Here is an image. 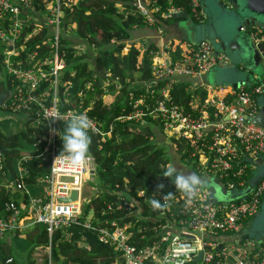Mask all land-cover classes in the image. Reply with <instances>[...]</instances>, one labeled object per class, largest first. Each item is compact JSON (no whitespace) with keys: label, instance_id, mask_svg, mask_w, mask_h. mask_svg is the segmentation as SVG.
<instances>
[{"label":"built area","instance_id":"built-area-1","mask_svg":"<svg viewBox=\"0 0 264 264\" xmlns=\"http://www.w3.org/2000/svg\"><path fill=\"white\" fill-rule=\"evenodd\" d=\"M76 1L0 0V51L6 73L12 76V85L3 107L22 121L45 130V136L39 141L40 144L43 142V147L38 157L50 163L48 175L33 183L44 185V191L33 195L23 181L26 171L22 160L18 159V171L15 168L11 170L15 174L13 176L4 153L0 151V241L6 239L8 232L14 228L33 223L46 224L50 235L61 229L68 240L72 233L67 228L71 224L82 222L90 227L97 219L93 207L85 216L82 215L84 206L93 197L99 196L95 186L92 197L84 196L86 181L96 183L93 180L97 168L95 157L89 155L86 162L73 166L57 144V139H62L65 131L63 123L73 114H85L92 122L89 132L100 134L103 141L111 134L102 129L101 123L82 104H75L66 110L61 108L72 86L71 81L64 79L67 50L62 39L75 26L68 18V10ZM130 1L133 4L137 2V5L131 9L120 6L119 10L126 15L138 13L144 16L148 25L157 22L160 7L156 1L144 0L148 7L143 5V0ZM179 11L182 10L171 6L161 14L169 18ZM158 29L163 32L162 27ZM258 34L255 39L257 44L264 42V33L261 31ZM186 44L185 51L181 53H174L179 46H183V43L175 41H169L151 52L152 76L144 82L145 92H131L129 103L133 110L118 119L143 124L147 117L159 118L162 124L158 128L163 129L176 151L178 141L186 142L192 150L185 161L191 167V160L195 162L200 175L218 177L229 190L244 188L251 179L246 178L247 170L253 171L257 167L256 160L264 157V125L246 117L260 110L264 78L255 85L241 83L237 88L202 85L207 89L205 102L201 105L191 102L187 109L175 102L172 93L178 78L202 76L214 66L227 62L228 57L217 53L214 44L207 39L195 45ZM84 50L85 46H82L81 52ZM260 54L264 63V47L260 49ZM105 77L112 76L106 73ZM104 83L107 92L111 86L105 79ZM92 84V81L88 82V86ZM118 84L112 86L115 93H118ZM202 86L189 85L187 89L193 92ZM235 164L238 166L236 170ZM230 176L232 179L225 182L224 178ZM234 177L238 178L237 182ZM74 190L78 191V199L60 200L70 197ZM165 190L163 186L156 192L158 200L167 205L158 214L160 229L156 231V237L142 235L139 239L146 241L155 237L153 240L138 246L132 230L136 223L132 221L119 223L112 219L108 225L98 229L99 240L103 243L111 241L119 252L115 264H227L229 251L221 248L214 238L220 233L238 231L246 221L258 215L264 200V178L246 197L228 203L212 202L209 190L203 186L197 187L192 198L180 191L169 195ZM3 193L7 194V199L2 201ZM17 193L21 195L16 201L8 199ZM121 199L124 202L105 198L101 214H114L118 209L134 215L143 211L138 199ZM137 225L138 232L150 229L143 224ZM182 233L193 234L194 238H186ZM47 248L50 250V247ZM200 250H203V256L196 260ZM234 255V264H264V238L260 242L249 239L238 246Z\"/></svg>","mask_w":264,"mask_h":264},{"label":"trees","instance_id":"trees-1","mask_svg":"<svg viewBox=\"0 0 264 264\" xmlns=\"http://www.w3.org/2000/svg\"><path fill=\"white\" fill-rule=\"evenodd\" d=\"M160 7L156 15L157 22L167 21L162 12L174 6L187 12L195 22L203 18L202 5L193 0H153ZM77 3L68 10V18L75 26L72 32L62 39L63 46L67 50L65 80L72 82L69 88V96L63 101L61 108L69 109L75 104H82L88 109V113L101 123L102 129L110 131V136L102 140L100 134L89 132L91 137L89 155L95 157L97 168V188L99 196L93 197L89 204L84 206L83 216L93 207L97 219L93 220L90 227L81 223H73L67 231L71 232L70 239H65L63 231L58 229L50 235L48 227L43 223L26 225L27 228H14L15 236L19 233L25 235L30 247L24 253L12 243L9 237L1 245L3 253L0 264H39L34 256L38 247L47 248L42 256L40 264H115L119 258V252L111 241L103 243L98 238V229L108 225L112 219L119 223L132 221L136 225L132 228L135 232V241L138 246L153 240L156 231L160 229L158 214L163 209H153L150 201L158 200L156 192L165 186L168 194L179 192L170 178L163 176L166 167L171 166V157L168 146L161 144L156 137L155 128L162 124L159 118L147 117L143 124L123 122L118 119L122 114L133 110L129 103L130 93L145 92L144 82L152 76L151 52L158 50L156 45H141L133 39V30L148 25L144 16L125 14L119 10L120 6L128 9L134 7L130 0H77ZM170 19V18H169ZM85 46L84 52H81ZM126 51V52H125ZM182 48L174 53L184 52ZM0 51V73H3L4 62ZM106 73H110L119 82L118 93L109 94L105 91L104 79ZM1 75V74H0ZM2 78V75L0 76ZM0 81V93L11 87L12 76L5 73ZM93 84L88 86V82ZM258 81L247 84H256ZM162 84V83H161ZM82 93V95H81ZM175 102L190 108V103L201 105L207 98L205 87L196 88L189 92L187 84L177 81L172 88ZM63 123L65 130V125ZM46 132L41 127L32 126L26 122L24 128L11 133L0 131V146L3 147L4 156L10 174L14 171L12 162L15 159L22 160V166L26 171L23 181L33 184L39 178L47 176L50 163L42 161L41 154L43 139ZM175 142V140H171ZM59 149L62 150L63 141L57 139ZM178 151L183 159L191 154V149L186 142L178 141ZM33 157L32 160H27ZM197 160V157H195ZM192 168L196 171L195 162ZM238 168L235 164V170ZM124 170L126 176L118 171ZM12 170V171H11ZM198 172V171H197ZM247 179L253 176L252 170H247ZM11 175V176H12ZM232 177L224 178L227 182ZM233 180L237 182L238 178ZM167 181L169 183H167ZM140 192H143L140 195ZM121 197L138 199L143 211L137 215L128 213L124 209H118L114 214L102 215L101 209L105 198H111L115 202H124ZM7 199V194L1 195V200ZM28 199V195H27ZM162 203V202H161ZM153 209V211L151 210ZM166 221V218H163ZM137 224H143L149 230L138 232ZM142 235L155 236L150 240H139ZM2 240V241H4ZM0 241V243L2 242Z\"/></svg>","mask_w":264,"mask_h":264},{"label":"crops","instance_id":"crops-1","mask_svg":"<svg viewBox=\"0 0 264 264\" xmlns=\"http://www.w3.org/2000/svg\"><path fill=\"white\" fill-rule=\"evenodd\" d=\"M200 3V2H199ZM202 14L203 18L199 22L193 21V23L186 22L185 20H179L177 18H168L167 21H162V23L156 22L152 25H146L144 27L136 28L133 30V39L137 42H139L141 45H156L157 48H161L168 40L175 41L177 43H183V46H180L183 50L187 46L186 43H193L195 41H199L201 39H210L215 42L216 46L218 45L217 38L220 39L221 36H228L230 25L229 21H227V18L220 14V11H218V8L211 6H208L207 8L202 7ZM221 18H225L223 21ZM203 22V23H202ZM205 25L206 31H204V28H201V25ZM162 27L163 32H159V29ZM197 39V40H196ZM221 46V45H220ZM222 48V47H221ZM126 52V51H125ZM218 53H223L224 51L221 49L218 51ZM233 53V52H232ZM236 57L239 58L236 54H234ZM230 58V57H229ZM228 60L227 62H229ZM258 62V63H257ZM246 66H239L238 71H236L232 67H224L220 69H216V71H209L202 76H185V77H179L178 80L185 82L187 86L191 85H218L219 86H233L236 82L246 83L250 84L254 81H259L260 79H263L264 76H260V72L264 70V63L262 61L261 57H256L254 60H248L245 62ZM242 67V68H241ZM250 71L248 74L247 71ZM227 83V84H226ZM226 84V85H225ZM108 86H111L107 93L108 95L111 94V92L115 93V89L109 84ZM204 87V86H202ZM111 97V96H110ZM260 108L264 106V95L260 97ZM82 112V109H81ZM21 120V119H20ZM22 121V120H21ZM21 129V127L19 128ZM17 131V130H16ZM156 137H158V141H160L161 144H164L168 146V151L171 157V166H175L178 170L182 172H186L187 169L189 170H195L191 167V165L188 164V162L183 159L181 154L175 150V148L170 144V140L164 135V133L161 131L160 128H155ZM185 161V163L183 162ZM13 168H15L16 171L19 170V162L14 161L12 162ZM257 170V167L253 170V176ZM122 176H126L124 170L118 171ZM95 178L97 179L96 173L94 174ZM252 178V176H251ZM34 188L37 190L36 193L38 194L40 192H43L45 189L44 185H34ZM264 200L260 209V212L258 213V216L253 220L251 219L252 223L249 224V221H246L241 228L238 231L231 232V233H220L217 236H215V240L218 241L221 248L225 249L226 251H229L230 255L227 259V264H234L235 263V252L238 246L242 245L244 242L248 241L249 239H243L246 235L251 236L255 240H259L264 232ZM27 241V240H26ZM29 242V241H28ZM22 244L25 243V241L21 242ZM24 246V245H23ZM42 250H49L48 248L38 247L36 254L40 255V252Z\"/></svg>","mask_w":264,"mask_h":264},{"label":"water","instance_id":"water-1","mask_svg":"<svg viewBox=\"0 0 264 264\" xmlns=\"http://www.w3.org/2000/svg\"><path fill=\"white\" fill-rule=\"evenodd\" d=\"M198 2H200L203 8H207L211 5L215 8H218L220 14H222L226 18L228 17L230 25L228 36L223 35L220 37V39L217 38L219 46H216L214 41L207 39L214 44L216 50L218 49V51H220L222 49L224 51L223 53L228 57V60H230L229 62L214 66L210 71H216V69H220L221 67H232L236 71H238L239 66H246V61L251 59L254 60L258 56L261 57L260 49L264 47V42L257 44L255 39L259 35L258 32L262 31L264 33V0H198ZM142 3L144 6H147L144 0L142 1ZM134 5H137V2H134ZM169 18H177L179 20L182 19L187 23H193V19L185 11L174 12ZM200 27L204 28L203 30L206 31L205 25L202 24ZM242 27H244V29H241ZM201 40H205V38ZM201 40L195 41L193 44L195 45ZM169 41L170 40H168L167 42ZM234 54H236L239 58H235L236 56ZM247 73H250L249 69ZM241 82H236L232 87L237 88L241 84ZM8 95L9 89H4L0 93V106L3 105ZM246 117L252 122L264 125V106L260 108L257 114ZM4 150L5 149L0 146V151L4 153ZM256 165L257 170L254 176H252V178L250 179L249 184L244 188L233 190L227 189L223 181H221L214 175H200L196 170L189 169H187L186 172L195 173L196 175L201 177L202 184L200 186H203L209 190V197L212 202L228 203L230 201L246 197L253 189V187L258 184L261 178H264V157L258 158L256 160ZM76 199H78V191L74 190L70 197L61 198L60 200L74 201ZM257 216L258 215H255L252 219L254 220ZM251 223L252 221L250 220L249 224ZM262 234L263 235L258 238V242H260L264 238V232ZM182 236L190 239L194 238V235L190 233H182ZM243 239L253 238L249 235H246ZM202 256L203 250H200L198 256H196L195 259L200 260Z\"/></svg>","mask_w":264,"mask_h":264},{"label":"clouds","instance_id":"clouds-1","mask_svg":"<svg viewBox=\"0 0 264 264\" xmlns=\"http://www.w3.org/2000/svg\"><path fill=\"white\" fill-rule=\"evenodd\" d=\"M92 128L91 120L85 114H73L65 125L62 153L65 154L73 166H77L89 159L91 137L89 130ZM163 176L170 178L176 189L186 197L192 198L196 195L197 187L202 184V179L195 173H187L178 170L175 166H168L163 171ZM160 187H163L161 184ZM170 195V194H169ZM153 209L167 207L159 200L150 201Z\"/></svg>","mask_w":264,"mask_h":264},{"label":"rangeland","instance_id":"rangeland-1","mask_svg":"<svg viewBox=\"0 0 264 264\" xmlns=\"http://www.w3.org/2000/svg\"><path fill=\"white\" fill-rule=\"evenodd\" d=\"M222 21L225 19V18H221ZM227 21H228V17H227ZM0 48H2L0 46ZM4 69L3 70V73H0L2 75V78L0 77V81L3 80L4 77V74L6 73V67H5V64H4ZM260 76H264V70L260 72ZM105 82L108 83V84H111V85H115L116 83H119L118 80H115V78L113 77H106L105 78ZM220 84H218V88L220 87L219 86ZM120 85L118 84V87ZM111 94H114L113 92H111ZM110 96V95H109ZM26 126V122L24 121H21L19 118H17L16 116L12 115L6 108L3 107V105L0 106V131L4 132V133H11V132H14L16 130H18L20 127L21 128H24ZM161 131L163 132V129H161ZM14 161H18V159H15ZM183 162L185 163V161L183 160ZM98 179V178H97ZM97 179L95 178L94 176V179L97 183ZM93 182L91 181H86V183L84 184V196L85 197H92L94 195V192H93ZM28 186V189L29 191L33 194V193H36L37 190L34 188V186H32V184H27ZM41 193V192H40ZM21 193H17V194H14L13 196H10L8 199L9 200H17L18 197H20ZM33 195H36V194H33ZM264 206V205H263ZM23 229L27 228L26 226H23L21 227ZM19 237L15 236V232L13 231H9L8 234H7V240L9 237L12 238V245L16 246L20 251H23L24 253L28 250V248L30 247V243L28 241H26L25 239V235L24 234H21L19 233ZM6 240L2 241L0 243V248H1V245L4 247L6 246L7 244L5 243ZM25 241L24 244H22L21 242ZM24 245V246H23ZM36 252H37V249H36ZM36 252L34 253V256L37 257V260H38V263L40 264L41 261H42V256L46 253V250H42L40 252V255H37ZM2 251L0 249V262L2 260Z\"/></svg>","mask_w":264,"mask_h":264}]
</instances>
